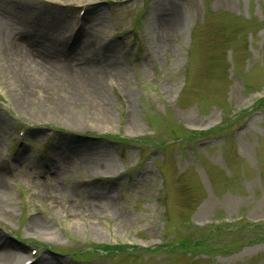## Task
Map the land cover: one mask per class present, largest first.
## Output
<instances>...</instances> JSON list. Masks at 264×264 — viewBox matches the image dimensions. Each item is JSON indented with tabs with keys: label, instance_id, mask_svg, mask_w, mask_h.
I'll use <instances>...</instances> for the list:
<instances>
[{
	"label": "rangeland",
	"instance_id": "1",
	"mask_svg": "<svg viewBox=\"0 0 264 264\" xmlns=\"http://www.w3.org/2000/svg\"><path fill=\"white\" fill-rule=\"evenodd\" d=\"M7 2L34 44L56 46L44 59L74 49L63 65L89 91L58 108L62 83L22 93L0 62L9 264H264V242L209 231L264 221V0ZM196 237L191 253L98 249Z\"/></svg>",
	"mask_w": 264,
	"mask_h": 264
},
{
	"label": "bare ground",
	"instance_id": "2",
	"mask_svg": "<svg viewBox=\"0 0 264 264\" xmlns=\"http://www.w3.org/2000/svg\"><path fill=\"white\" fill-rule=\"evenodd\" d=\"M92 1L78 0V3L90 5ZM9 6L14 7L7 0H0V62L4 70L12 78L17 89L22 93L27 91L28 88H40L43 91H48L51 82L54 81L58 84L62 83L56 88H61L68 94L64 96L65 100L61 99L58 101V108H66L70 105L75 107V103H81V101L85 100L89 91L85 89L76 72H72L74 69L69 72L67 66L63 65L67 60H70V58L67 59L68 56L71 58L76 57L74 49L71 54L65 56L66 58L60 57L62 54L58 56L53 54V59H51V56L44 59V56H48L45 54V50L55 49L56 46L52 43H48L45 47L34 44L31 32L27 30L26 32L20 25V15L12 13L8 8ZM67 37L69 38V35ZM56 42L58 41L56 40ZM40 49L44 52V56L40 53ZM65 50L63 49L62 51L65 52ZM47 60L56 64H52ZM29 64L35 65L36 70L34 73L36 79L29 76ZM64 83L65 85H63ZM100 103L103 105V100H100ZM53 110H56V104H54ZM106 112L107 110L105 109L101 112L102 118ZM5 189L7 190L8 188L0 177V202L3 199L2 191ZM5 243L0 244V264H9L18 259L16 253L8 249V243L6 245Z\"/></svg>",
	"mask_w": 264,
	"mask_h": 264
},
{
	"label": "trees",
	"instance_id": "3",
	"mask_svg": "<svg viewBox=\"0 0 264 264\" xmlns=\"http://www.w3.org/2000/svg\"><path fill=\"white\" fill-rule=\"evenodd\" d=\"M257 103H264V98L260 99L257 101ZM213 131L212 129H209L207 131H186L184 135L181 136H176L175 138H171L170 140L172 141L173 144L177 143L179 146L180 144L186 143L189 139H193L196 136H204L210 132ZM215 137H221L220 136H215ZM113 139H118V140H122L124 144H137V145H141V146H146L148 144V141L150 140H146L144 138H138V139H127V138H120L119 136L117 137H112ZM204 139V138H203ZM223 140V139H222ZM169 143V142H168ZM149 144L154 145L155 149H163L162 145L161 147H159V144H154L153 142H149ZM184 147H188L191 148V146H187L185 145ZM181 150V149H180ZM180 154H182V151H179ZM161 172V171H160ZM221 229H225V230H229V232L231 233H235L237 232H241V234L244 237V233L248 234V236L244 237V241H246V243L243 242L244 244H255L257 242H264V221L259 222V223H254V222H247L245 224H237V225H226L223 226L221 224H214L210 227L209 231L210 232H215L217 230H221ZM234 229V230H233ZM206 240H200L199 238H192V239H183L181 241L178 242H166V244L160 245V246H151L148 248H140L138 246L135 245H102L100 246L99 252H105V253H127L128 254H142L144 252H166V253H176L179 251H188L190 252L192 250L193 247L201 244L202 242L204 243ZM242 245V244H241ZM162 249V250H160ZM191 253V252H190Z\"/></svg>",
	"mask_w": 264,
	"mask_h": 264
}]
</instances>
